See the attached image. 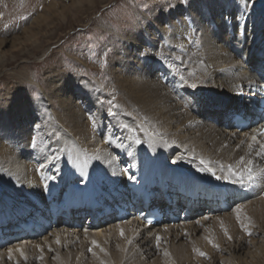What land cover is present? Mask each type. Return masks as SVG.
I'll return each mask as SVG.
<instances>
[{
    "label": "bare ground",
    "instance_id": "1",
    "mask_svg": "<svg viewBox=\"0 0 264 264\" xmlns=\"http://www.w3.org/2000/svg\"><path fill=\"white\" fill-rule=\"evenodd\" d=\"M243 3L238 7L227 2L223 12L225 6L217 1L197 19L179 20L171 24L170 32L162 30L170 35H163L170 46L180 51L172 54V61L164 55L165 50L170 51L168 46L150 55L146 47L134 53L131 59L140 64V80L130 92L142 111V121L136 138L129 129L113 125L117 137L108 148L116 155L104 147L96 149V140L84 141L82 136L90 131L82 109H97L89 110L95 104L93 99L76 87L58 83L42 96L50 101V95L66 90L73 93L61 101L62 112L53 118L64 120L67 130L29 132L23 125L19 128L21 121L0 119V249L9 237L14 240L11 252L0 250V264H187L197 257L202 260L200 252L214 255L213 231L235 222L231 217L209 221L223 206L220 199L227 197L218 188H230L234 198L243 196L236 186L253 191L264 188V139L256 136L253 127L237 134L233 122L234 114L259 119L252 110V99H244V95L264 84V0ZM59 76L53 72L47 78L57 80ZM77 99H82L81 106ZM246 135L250 137L247 143ZM12 144L22 149L12 153ZM171 147L179 149L175 159L179 161L168 159ZM126 158L138 164L136 177L131 175L135 170L121 166ZM248 167L256 174L254 181L247 179ZM77 187L83 191L78 193ZM146 191L154 205L174 204L190 216L181 218L178 225H144L137 216ZM119 204L134 206L130 219L117 218L113 206ZM259 207L258 213L264 215V205ZM47 211L58 217L51 226L62 225L51 233L58 236L53 240L45 237L48 243L42 248L25 247L22 240H16L21 235L37 237L47 230L46 226L33 228V222L45 223L33 219H47ZM199 214L202 216L193 219ZM98 215L103 216L99 223L118 220L110 248L109 238L104 239L99 230L91 231ZM76 220L84 226L78 238L68 227ZM19 221L23 228L15 231ZM65 233L70 235L64 237ZM242 241L230 245L234 249L230 256L239 253L241 257L234 264H264L262 260L251 262L257 256L249 255ZM51 253L56 259H48ZM154 254L157 256L150 259Z\"/></svg>",
    "mask_w": 264,
    "mask_h": 264
},
{
    "label": "rangeland",
    "instance_id": "2",
    "mask_svg": "<svg viewBox=\"0 0 264 264\" xmlns=\"http://www.w3.org/2000/svg\"><path fill=\"white\" fill-rule=\"evenodd\" d=\"M217 1L225 6L223 12L228 9L227 2L235 3L238 7L244 5V0H0V119L7 117L11 122L21 121L19 128L23 125L29 132L46 130L55 134L57 130L63 128L67 130L69 126L64 120L53 118L56 117L55 113L62 112L61 101L67 100V95L72 92L66 90L64 94L50 95V101L42 98L45 90L51 91L54 85L63 83L66 88L76 87L83 90L95 103L89 110L94 108L99 111L97 113L96 110V114L81 108L90 131L86 133L87 136H82L84 141L96 140L99 143L96 149L104 147L108 153L118 154L108 148L114 144L117 137L113 125L129 129L132 137L136 138V130L142 121L140 119L142 111L130 92V89L139 83L138 72L141 67L131 57L138 49L146 47V54L150 55L159 50L162 52L168 46L167 49L170 51L165 50L164 55L172 61L175 57L172 54L180 51L176 47L172 48L165 38L170 36L167 31H171V24L179 20L197 19L200 12H208V8ZM222 16L224 20L227 19L226 14ZM162 30L167 31L164 33ZM144 38L146 42H143ZM53 72H57L61 76L60 79L47 78V75ZM78 83H81V86ZM74 98L76 100V97ZM247 98L244 95V99ZM80 101L78 104L81 106L82 99ZM3 125L4 123L1 126ZM244 131L245 129L237 134L240 135ZM249 139L250 137L246 135L245 143L249 142ZM42 144L38 146L41 147ZM12 145V153H18L22 149ZM38 146L35 145V148ZM170 151L171 153L167 152L168 159L172 162L179 161L175 160L179 149L171 147ZM137 152L138 149L134 153ZM135 163L126 158L121 166L135 170L134 172L131 170L133 172L131 175L136 177L138 164ZM235 188L243 196L234 198V191L230 188L227 190L218 188L227 192L224 194L227 197L220 199L218 203L223 206L216 210L213 218L209 220L231 217L235 222L231 224L230 221L229 225L217 228V231L212 230L214 234L210 243L215 246L213 256H202V260L197 257L186 262L187 264H234L241 257L239 253L235 258L230 256L234 250L230 245H235L240 240H244L242 244L245 250L247 248L250 251L249 255L252 252L256 254L257 257L251 262L264 261V215L258 213L261 209L259 206L264 205V188L254 191L247 190L244 185ZM75 190L78 193L83 191L81 187ZM229 199L232 200L228 201ZM45 201L44 198V203ZM251 208H254L255 212H249ZM106 212L110 213V210L107 209ZM47 214V219L40 216L33 219L45 222L40 225L33 222V228L46 226L47 230L37 234V237L21 235L16 240H22L25 247L32 245L42 248L48 243L45 237L53 240L58 236L55 232L51 236V233L62 225L51 226L58 217H53L52 212L47 211ZM98 216L97 223L92 226L91 231L99 230L104 239L109 238L110 248L113 229L117 226L118 220L107 219L99 223L103 216ZM200 216L202 215L199 214L193 219ZM85 218L83 220L86 221ZM130 218L131 216L127 220ZM61 219H64V216ZM179 221L178 223L166 221L156 227L178 225L182 219ZM242 224L246 228L242 227ZM18 225L20 227L15 228V231L23 228L20 221ZM68 227L77 238L84 228L77 220ZM111 231L112 234L109 236ZM69 235L70 233H65L64 237ZM9 238L1 245V251L8 252L10 246L14 245V240ZM156 256L154 254L150 259ZM242 257L250 260V257L244 254ZM48 259H56L55 253H51Z\"/></svg>",
    "mask_w": 264,
    "mask_h": 264
},
{
    "label": "snow or ice",
    "instance_id": "3",
    "mask_svg": "<svg viewBox=\"0 0 264 264\" xmlns=\"http://www.w3.org/2000/svg\"><path fill=\"white\" fill-rule=\"evenodd\" d=\"M193 87H195V85H193ZM113 115H114V113H113ZM124 127H128V125H124ZM256 138L255 137H253V140H255ZM241 162H243V158H241ZM229 171L231 172L232 171V167L231 166H229ZM246 173H247V179L249 180V181H254L255 179H256V174L253 172V170H252V168L251 167H248L246 170ZM240 175H241V177H243V173H240ZM240 182H243L242 180L240 181ZM237 215H238V218H239V210H237ZM242 227H245L246 228V226L245 225H241ZM247 230V229H246ZM225 231H227V230H225ZM121 234L123 235V232H121ZM229 239H231V237L229 236ZM59 242V241H58ZM93 243H95V242H93ZM218 246V245H217ZM197 251H199V250H197ZM9 252H11V250H9ZM21 254H23V252H22V250H21ZM166 255H168V253H165ZM200 255H202V256H206L207 254L206 253H204V252H200L199 253Z\"/></svg>",
    "mask_w": 264,
    "mask_h": 264
}]
</instances>
